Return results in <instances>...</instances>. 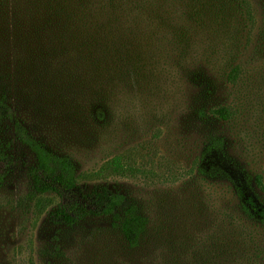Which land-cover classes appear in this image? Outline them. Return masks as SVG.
<instances>
[{
  "label": "rangeland",
  "instance_id": "1",
  "mask_svg": "<svg viewBox=\"0 0 264 264\" xmlns=\"http://www.w3.org/2000/svg\"><path fill=\"white\" fill-rule=\"evenodd\" d=\"M10 1L2 0L0 6V77L13 81L12 91L5 93L18 109L14 118L55 153L70 156L78 172H86L84 183H93L87 177L120 156L131 173L98 182L123 195L117 211L121 217L135 206L148 226L140 247L131 249L107 218L69 226L53 223L59 199L32 190L27 176L34 158L14 136L18 123L3 117L0 153L11 157L12 169L0 184V264H264V225L238 212L229 184L199 182L197 169L207 135L220 133L228 156L252 178L264 176V0H238L249 5L253 17L239 27L238 38L231 31L221 38L214 26L207 36L201 32L194 55L204 48L217 52L211 54L216 62L209 69L199 68L209 87L191 86L192 74L168 70L163 53L174 47L161 41L143 45L144 50L134 43L136 49L129 53L157 54L149 70L136 59L114 63L127 55L129 46L117 47L123 53L109 60L113 73L121 75L117 88L107 70H85L93 61L103 68L105 59L77 60L74 43L58 39L55 20L28 30L20 27L21 21L4 24L14 9ZM205 36L235 46L230 64L241 67L235 84L224 82L228 60L220 59L221 46L205 43ZM48 38L51 44H46ZM78 63L82 70L76 69ZM133 68L147 77L130 90L121 82ZM107 103H113L110 110ZM218 107L230 108L231 119L217 120L211 112ZM114 111L109 127L99 128L91 119L103 112L107 120ZM257 192L264 200V191Z\"/></svg>",
  "mask_w": 264,
  "mask_h": 264
},
{
  "label": "trees",
  "instance_id": "2",
  "mask_svg": "<svg viewBox=\"0 0 264 264\" xmlns=\"http://www.w3.org/2000/svg\"><path fill=\"white\" fill-rule=\"evenodd\" d=\"M9 3L14 9L6 17L4 24L12 26L14 22L21 21L20 27L28 30L37 28L39 22L48 25L55 20L60 26L58 39L74 43L77 60L84 56L105 59L103 68L96 61L84 68L90 73L107 70L108 77H111L109 81L115 88L121 87L117 83L121 75L113 73L114 68L109 60L110 57L123 53L117 47L129 46L127 55L118 57L114 63L136 59L135 61L141 63L140 67L148 69L155 66L157 54L133 56L129 53L136 49L134 43H138L140 49L144 50L143 45L152 47L153 42L161 41L174 47L163 53V64L168 70L178 76L185 72L192 74L194 79L189 81L191 86L209 87L206 80L199 76V68L209 69L210 63L216 62L211 54L217 52L204 48L199 55H194L193 46L201 38V32L204 31L207 36V30L214 26L221 38L227 37L229 31L238 38L239 27L245 19L252 21L253 18L249 5L238 0H11ZM1 5H4L2 0ZM16 8H21L26 18ZM206 36L204 42L221 46L223 57L220 59L228 60V64L224 63V66L230 70L224 82L235 84L241 72L240 66L230 64L236 58L235 46L227 41L214 43ZM51 43L52 39L48 38L46 44ZM79 68L82 70L80 63L76 65V69ZM128 77L121 84L128 86L126 89L134 90L147 76H138L136 68H133L132 76ZM12 83L13 81L0 77V119L5 117L12 123H18L13 125L14 136L18 144L34 158V166L27 176L32 190L36 194H52L58 197L59 202L51 213V221L69 226L85 220L107 218L110 225L121 233L129 248L140 247L148 219L138 214L135 206H130L126 215L121 217L117 211L123 204V195L98 182L108 177L126 175L128 171L131 173L132 168L126 166L120 156H116L104 162L91 177H87L93 179V183H84L86 172L79 173L76 162L70 156L55 153L52 147L33 138L26 130L25 132L23 121L14 118L18 109L9 102L5 93V90L12 91ZM12 97L14 98L13 95ZM127 97L134 98L130 95ZM112 104L107 103L106 109L110 110ZM211 113L217 120L227 121L231 119L233 112L230 113L228 107H218ZM91 119L99 128L109 127L115 120V111L107 120L103 112L93 114ZM207 139L197 168L199 182L229 184L237 198L238 212L247 220L264 225V200L257 192L258 188L264 191V176L254 174L252 178L238 160L228 156L226 140L220 133L208 134ZM11 165V157L0 153V184L9 176ZM212 236L210 234L208 239L211 240Z\"/></svg>",
  "mask_w": 264,
  "mask_h": 264
}]
</instances>
